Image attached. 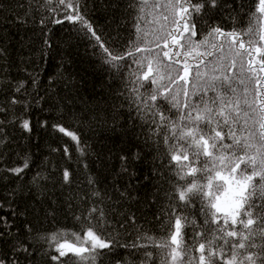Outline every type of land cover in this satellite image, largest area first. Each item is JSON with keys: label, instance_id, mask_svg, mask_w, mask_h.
I'll list each match as a JSON object with an SVG mask.
<instances>
[{"label": "trees", "instance_id": "obj_1", "mask_svg": "<svg viewBox=\"0 0 264 264\" xmlns=\"http://www.w3.org/2000/svg\"><path fill=\"white\" fill-rule=\"evenodd\" d=\"M241 3L244 4L243 10L232 13L235 20L229 18L227 11L213 10L209 14L211 19L209 16L198 19L197 31L207 32L209 23L221 26L226 32L245 30L250 23H257L251 17L258 0H235L234 8L239 9ZM21 4L24 7H20ZM67 4L68 0L63 5L58 0H47L46 5L42 0H0V12L3 13L0 15V46L6 49L5 58L0 59V108L3 109L0 120L5 121L3 136L7 137L0 146V153H3L0 159V202L4 204L0 216L6 218L0 223V259L6 264H58L50 259L57 255L55 248L58 244L89 246L90 240L83 231L88 224L84 217L98 201L105 221L103 227L92 221L98 233L105 236L113 233L121 243L131 242L138 234L157 242L167 237L169 221L163 209L168 207V196L176 177L170 168L160 167L161 162L167 164L169 158L168 146L163 143L165 128L161 125L153 139H147L153 133L131 100L135 94L132 73L134 69L138 70L137 65L130 63L131 57H127L128 63L116 61L123 67L114 69L105 62L106 53L88 38L91 33L84 34L86 29H81L78 20L52 23V19H61L69 13L76 15L72 7L67 12L62 11ZM79 11L106 41L105 47L111 46L119 51H124L125 45L135 39L133 20L137 14L143 18L139 28L148 40L161 24L172 27L170 21L160 19L158 13L163 9L159 5L153 8L149 4L137 13L129 7V0H80ZM18 15L27 23L17 22L15 17ZM43 17L49 19L41 25L39 20ZM258 23L260 28L254 38L257 46H264V40L259 38L264 35V19ZM242 38L247 41L249 37ZM45 40L51 47L45 44ZM200 50L204 51V48ZM224 51L227 53V44ZM136 55L149 56L151 53ZM233 55L228 53L229 59ZM239 59L236 57L237 67L228 75H235ZM19 82H23L24 87L17 92L15 87ZM141 83L145 88L154 87L148 81ZM242 88L243 85H238V91ZM175 90L174 87L172 91ZM140 92L143 93L144 88ZM13 98L20 102L12 104ZM154 103L161 102L158 99ZM169 109L170 106L165 104L161 110L174 117L176 110ZM23 120L30 122L31 132L20 126ZM56 124L79 137L81 146H86L83 155L77 151V144L70 136L53 128ZM225 142L232 143L227 139ZM133 153L138 154L140 160H133ZM122 155L129 158L131 183L128 174L122 171ZM25 158L29 167L20 176L7 171L21 166ZM200 159L203 162L205 158ZM65 170L70 174L67 183L63 178ZM191 179L193 177L189 176L179 183ZM94 189L99 196H92ZM121 192L126 195L121 196ZM199 208L197 202L191 212L203 224L205 217L199 214ZM130 214L135 215V224L128 221ZM118 221L124 222L122 228ZM208 227L218 225L210 223ZM236 227L239 232L240 226ZM185 231L190 236V229ZM56 234L62 235L53 241ZM227 239L241 242L240 237ZM185 240L190 243L189 237ZM139 242L145 247H118L114 252L102 250L96 264H117L118 261L120 264H142L146 259L145 252L152 253L147 258L148 264H162V261L164 264H180L179 258L171 259V248L175 245L166 249L149 243L147 239ZM215 245H223V240H217ZM205 246L208 247L207 243ZM25 247L27 252L22 250ZM224 248L230 257V247L224 245ZM239 252L244 253L245 249ZM166 253L169 255L164 261ZM199 255L198 251H193L194 257ZM65 259L67 257L61 258ZM84 264L91 262L85 261ZM219 264H225V261L220 260ZM235 264H239V257Z\"/></svg>", "mask_w": 264, "mask_h": 264}, {"label": "snow or ice", "instance_id": "obj_2", "mask_svg": "<svg viewBox=\"0 0 264 264\" xmlns=\"http://www.w3.org/2000/svg\"><path fill=\"white\" fill-rule=\"evenodd\" d=\"M42 2L46 5L47 0ZM58 3L63 5L65 0H58ZM234 3L235 0H163V3L161 0H129V7L137 13L149 4L153 8L159 5L163 9L158 13L160 19L170 21L172 27L167 23L161 24L159 29L151 33L152 39L148 40L139 28L143 18L137 14L133 20L135 39L125 45L124 51L105 47L106 41L80 13V0H68L62 9L67 12L72 7L75 16L69 13L61 19H52L55 24L63 23L65 19L72 22L78 20L81 29H86L84 34L87 36L91 33L88 38L106 53L105 62L114 69L123 67L116 61L128 63L127 57H131L130 63L137 65L138 69L132 73L131 84L134 85L135 93L131 97L132 103L153 133L147 139H153L161 125L164 126L163 143L168 146L169 158L167 164L161 162L160 167L170 168L176 177L168 196V207L163 209L169 221L166 238L157 242L138 234L131 242L121 243L113 233L107 236L98 233L92 221L95 220L101 227L105 222L98 201L84 217L88 221L83 231L90 240L89 247L60 243L55 248L57 255L50 257L52 261L58 264H69V261L72 264H84L85 261L96 264L104 249L108 252H114L118 247L140 249L145 245L139 241L147 239L161 248L175 245V248H171V259L175 261L179 258L180 264H219L220 260H224L225 264H235L238 257L239 264H264V46H257L254 38L260 28L258 22L264 19V0H258L255 13H252L251 19L257 23H250L245 30L226 32L221 26L209 23L207 32L197 31L198 19L209 16L213 10L227 11L229 18L235 20L232 13L243 10L244 4L241 3L240 8L236 9ZM19 6L24 7V4ZM256 13L260 15L256 16ZM15 19L21 24L27 23L19 15ZM47 19L43 17L39 23L44 25ZM198 36L201 39H197ZM243 36H248V40L245 41ZM259 38L264 40V35ZM45 44L51 47L47 40ZM225 44L227 53L224 51ZM202 47L204 51L200 50ZM143 52L151 55H136ZM5 53L6 49L0 46V59L5 58ZM228 53L234 54L231 59ZM236 57L240 58L239 69L235 75H228L237 67ZM141 81H148L154 87L145 88ZM238 85H243L239 91ZM23 87L24 83L19 82L15 91L19 92ZM174 87L175 92L172 91ZM141 88H144L143 93L140 92ZM209 92L214 95L209 96ZM158 99L161 103L155 104ZM19 102L15 98L11 100L12 104ZM165 104L170 106L169 110H176L174 117L161 110ZM4 123L0 120V137H3L0 146L7 139L3 136ZM20 126L27 132L32 131L28 120H23ZM53 128L70 136L77 144V151L83 155L86 146H81L74 132H69L59 124L53 125ZM226 139L232 143H226ZM64 151L68 155L67 146ZM201 157L205 158L203 162ZM2 158L3 153H0ZM120 159L124 162L122 171L128 174V182L131 183V165L127 163L129 158L122 155ZM132 159L138 161L140 156L133 153ZM28 167L25 158L21 166L7 171L20 176ZM69 175L65 170L63 178L66 183ZM189 176L193 179L184 184L179 183ZM99 195L94 189L92 196ZM125 195V192H121V196ZM197 202L200 204L199 214L205 217L203 224L191 212ZM3 206V202H0V208ZM5 220V217L0 216V223ZM128 221L135 224V215L130 214ZM117 223L121 228L124 226L123 221ZM210 223L218 227L209 228ZM237 225L240 226L239 232ZM186 228L190 229V236ZM60 235H53L52 240L56 241ZM185 237H189L190 243ZM237 237L241 238V242L227 239ZM217 240H223V245H215ZM224 245L230 247V257L225 254ZM240 249H245V252L240 253ZM252 249L256 251H250ZM22 250L28 251L26 247ZM194 250L200 253L198 257L193 256ZM144 255L146 259L142 264H148L147 258L152 253L145 252ZM168 255L165 254L164 261ZM63 257L67 259L61 260ZM0 264H6V261L0 259Z\"/></svg>", "mask_w": 264, "mask_h": 264}, {"label": "rangeland", "instance_id": "obj_3", "mask_svg": "<svg viewBox=\"0 0 264 264\" xmlns=\"http://www.w3.org/2000/svg\"><path fill=\"white\" fill-rule=\"evenodd\" d=\"M263 33H264V25H263ZM68 244H72V243H68ZM89 244H90V241H89ZM73 245L76 246V247H89V246H81V245H76V244H73ZM66 251H69V250L66 249Z\"/></svg>", "mask_w": 264, "mask_h": 264}]
</instances>
